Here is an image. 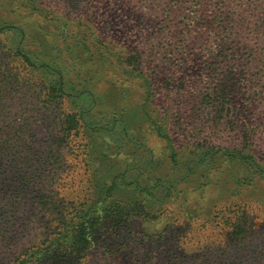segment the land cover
I'll use <instances>...</instances> for the list:
<instances>
[{
  "label": "rangeland",
  "instance_id": "obj_1",
  "mask_svg": "<svg viewBox=\"0 0 264 264\" xmlns=\"http://www.w3.org/2000/svg\"><path fill=\"white\" fill-rule=\"evenodd\" d=\"M233 1L240 7L247 0ZM176 3L0 0V31L5 32L0 49L1 44L15 46L18 39L12 33L22 29V47L34 59L57 68L72 96L51 104L39 96L19 101L35 127L33 145L46 148L48 156L37 159L32 167L40 189L21 193L19 189H0L1 264L12 263L42 242L65 209L72 210L94 191L106 190L124 173L127 182L116 181L112 197L141 204L157 217L147 222L137 219L130 233L119 229L124 238L112 236L116 238L114 248L97 251L86 264H173L180 257L190 261L191 249L197 251L204 238L199 230L185 229L191 220L214 224L216 207L220 209L234 192L264 201V172L250 170L246 162L221 156L199 162L196 172L182 179L188 159L181 156L174 162L171 158L165 136L175 132L165 121L171 118L170 101L197 96L198 89L207 95L232 75L231 84L236 88L227 94L222 115L217 114L229 113V125L239 124L242 133L249 135L240 147L252 155L257 168L264 169V66H254L247 59L223 62L213 58L208 33L197 31L199 16L195 25L185 27L184 23H190L186 10ZM187 6L194 9V5ZM233 11L225 8L223 12ZM227 48L220 47L218 54H228ZM79 94L83 103H73ZM215 97V93L207 95L204 101L211 103ZM84 107L95 125L78 134L61 135L63 113ZM213 116L198 112L195 117L201 122L195 124L194 133L207 141L215 129L211 123H201ZM159 123L161 132L156 128ZM183 144L178 140L176 147L185 151ZM171 184L174 190L168 196ZM137 185L147 192L137 190ZM262 204L256 216L258 241L249 249L250 264H257L256 258L264 264ZM169 222L174 223L170 228L175 232H169L167 238H150Z\"/></svg>",
  "mask_w": 264,
  "mask_h": 264
},
{
  "label": "trees",
  "instance_id": "obj_2",
  "mask_svg": "<svg viewBox=\"0 0 264 264\" xmlns=\"http://www.w3.org/2000/svg\"><path fill=\"white\" fill-rule=\"evenodd\" d=\"M167 1L171 0H155L158 6ZM187 4L194 5V9L189 10ZM176 6L180 10H186L185 17L190 23H184L185 27L189 24L195 25V19L199 16L197 31L202 35L208 33L207 45L213 58L223 62L247 59L254 66H264V0H247L240 7L233 0H177ZM225 8L234 11L226 14L223 12ZM4 35L5 32L0 31V37ZM23 35L24 31L16 28L12 33L13 38L17 36L16 45L1 44L3 48L0 49V189H19L18 193L27 189H40V184L33 179L36 170L32 167L37 159L48 156L46 148L34 146L35 127L29 121L27 113L20 108L19 101L39 96L51 104L55 99L72 97L62 73L51 64L34 59L22 47L20 43ZM228 46V54H218L220 47L225 49ZM12 61L20 66L17 67ZM52 75L54 79H50ZM231 76L227 75L226 83L207 93L208 96L215 93L216 97L211 103L204 101L207 97L204 89H198L197 96L187 95L188 98L184 101H170L171 118L165 121L169 123L172 133L175 132L174 135L167 133L165 136L169 142L172 160L177 162L181 156L188 159L182 179L196 172L199 162L214 161L221 156L232 161L246 162L250 170L260 174L264 172L259 165V169L257 168L252 155L240 147L249 135L242 133L239 124L229 125L232 122L228 119L229 113L223 116L217 114L222 115L228 104L225 101L227 94L233 93L236 88L231 84L234 79ZM244 84L245 88L251 89ZM78 102L83 103L80 94L74 96L73 103ZM198 112L214 114L212 118L207 117L201 123H211L215 129L209 141L194 133L195 124L201 122L200 119H195ZM88 115L85 107L78 111H65L61 117L59 133L71 136L87 126L95 125ZM156 128L161 132L163 125L159 123ZM226 130L231 134L226 136ZM178 140L183 141L187 150L181 151L176 147ZM126 177L124 173L117 176V179L126 183ZM116 181L106 190H99V193L94 191L91 197L72 210L65 209L56 226L44 235L45 239L27 249L10 264H86L97 251H110L114 248L116 238L112 239V236L124 238L118 233L119 229L130 233L137 219L147 222L157 217L141 204H127L114 199L112 195L117 187ZM137 187L142 193L147 192L146 187ZM173 187L171 184L168 188V196L173 194ZM262 203L264 201L252 196L234 192L220 209L216 207L217 217L214 224H201L198 223L199 220H191L185 229L191 230L190 232L193 229L199 230L204 238L198 243L197 251L194 247L191 249V262L180 257L173 264H250L249 249L258 241L256 216L261 211ZM173 224L169 222L163 230L149 235L150 238H167L169 232H175L172 229L175 226ZM208 231L209 235L206 234ZM133 234L134 231L131 235ZM144 234L148 236L149 233ZM107 239L110 240L109 243H106ZM257 259V264H260L261 258Z\"/></svg>",
  "mask_w": 264,
  "mask_h": 264
}]
</instances>
